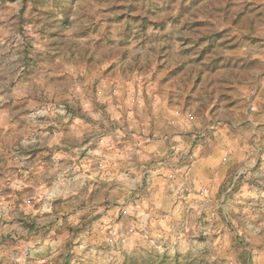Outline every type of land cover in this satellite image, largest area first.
Wrapping results in <instances>:
<instances>
[{"label":"rangeland","instance_id":"rangeland-1","mask_svg":"<svg viewBox=\"0 0 264 264\" xmlns=\"http://www.w3.org/2000/svg\"><path fill=\"white\" fill-rule=\"evenodd\" d=\"M125 44L165 63L191 132L84 171L97 136L166 128L65 97L61 72ZM0 264H264V0H0Z\"/></svg>","mask_w":264,"mask_h":264},{"label":"crops","instance_id":"crops-1","mask_svg":"<svg viewBox=\"0 0 264 264\" xmlns=\"http://www.w3.org/2000/svg\"><path fill=\"white\" fill-rule=\"evenodd\" d=\"M143 53L141 46L134 47L125 44L121 48L117 47L114 53L106 52L102 55L94 68H90L86 63L80 70L61 72L60 79L67 78L73 83L65 96L68 101L75 105L79 104L82 109L97 108L102 113L101 118L106 119L107 122L110 117L116 119L121 117L126 118L127 124L129 123L130 126H143L140 120L144 119L142 110L148 106L154 111L153 116L156 115L160 124H166L158 141H154V138L149 136H95L96 139H93L96 143L95 148L86 145L83 147L86 151L83 152V159L79 162L84 171L96 170L97 166L102 167L103 163L106 168V162L103 160L106 154L105 148H108L112 153L114 161L119 160L116 165H120L124 170L137 168L138 161L143 155L149 157L159 153L162 149L167 150L172 144V138L182 136L185 132H191V128H189L191 126L187 123L181 125L182 127H179L176 122L170 124L173 116L167 115L168 105L165 103L175 100L177 98L175 91L179 92V90L175 89L169 97L170 87L167 86V83L171 77L167 75L169 73L164 67L165 63L158 65L156 58L151 66L146 68ZM159 78H163L162 81L159 82ZM160 86H162L163 93H161L162 91L158 92ZM102 110H107L108 114ZM138 115L139 120L136 118ZM184 115V112L181 111L180 114L174 116V120L179 121ZM194 119L195 117L192 120ZM168 124L173 128L170 131L167 128ZM208 129V131L196 130L191 135L194 138L205 135L215 136L217 139L225 132L221 127H214V125ZM80 131L83 130H78L77 133ZM89 139L92 140V137ZM170 147L172 148L173 145ZM208 164L211 167L214 166L211 161ZM116 165L111 169L113 173L118 172ZM245 171L248 172L246 169Z\"/></svg>","mask_w":264,"mask_h":264}]
</instances>
